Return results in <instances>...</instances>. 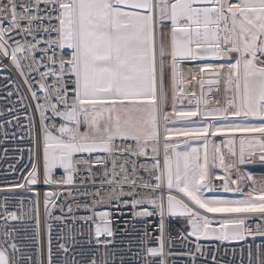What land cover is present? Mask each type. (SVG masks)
I'll use <instances>...</instances> for the list:
<instances>
[{
	"label": "snow or ice",
	"instance_id": "obj_1",
	"mask_svg": "<svg viewBox=\"0 0 264 264\" xmlns=\"http://www.w3.org/2000/svg\"><path fill=\"white\" fill-rule=\"evenodd\" d=\"M9 65L31 103L17 91L28 123L13 107L0 129L32 146L0 188V264H114L113 208L132 264H264V180L242 167L264 165V0H0ZM83 226L97 248L78 261Z\"/></svg>",
	"mask_w": 264,
	"mask_h": 264
},
{
	"label": "built area",
	"instance_id": "obj_2",
	"mask_svg": "<svg viewBox=\"0 0 264 264\" xmlns=\"http://www.w3.org/2000/svg\"><path fill=\"white\" fill-rule=\"evenodd\" d=\"M7 63V61H5ZM188 66L185 65L184 69L187 71ZM17 91H19L21 96H26L28 99L25 100L26 104L31 103L30 96L27 92V87L24 85L23 79L19 76L17 71L15 70L14 67L9 65L8 68L6 69H0V121H6V120H11V115L7 112V109L15 107L17 111L13 113L12 115H17L20 117L19 124L20 125H26L28 121H26L23 117L26 114L25 110L19 107V104L17 103L19 97L16 95ZM12 92L13 95L9 96L8 93ZM34 108V104L32 105ZM38 119V118H37ZM16 121L12 122V126H6V130L8 132V137L5 138L4 136V129H0V188H4L7 185H9L11 182L14 181H22L23 177L21 175V169H24L23 175H27V172L31 168V164L29 163V152L28 149L32 146L30 140L27 139L26 137V129L23 131L17 133V139L13 140L11 138V134L13 132H16ZM20 136H25V139L21 140L19 139ZM4 149H8L7 153L4 152ZM19 149H23L24 151L21 152ZM143 159V158H142ZM10 165H15L16 171L13 172L12 169L9 167ZM59 175V173H57ZM38 190L41 192L43 191V186L39 185L36 186ZM16 193L19 195H24L26 197H30L32 194L31 193H24L23 190L21 189H16ZM6 193L0 192V200L3 199V196ZM27 202V201H25ZM10 210H12L10 208ZM103 210V209H102ZM112 212V223L113 227L117 230V234L115 236V241L116 243L113 245H109V248L116 249V256L117 259L114 262V264H120L119 257L123 255L125 257V264H132L127 258L132 256V252H121L120 249H123L126 247L124 243H121V241H127L130 239L129 236L125 235L123 232L120 231L124 227V223L126 220L129 219L128 216H121L116 209H107ZM41 213H43V208L41 205ZM57 215L60 213L57 211ZM84 212H78L77 215H84ZM150 224L155 225L158 223V218H149ZM0 223H3V221H0ZM27 223L29 225L34 224V221H26V222H17V221H12L11 224L14 227H18L20 229L18 236L19 237H24L25 235L31 237L33 235V232L31 228L28 229L27 232L24 231V224ZM172 224L175 226V229H179L180 227L175 223V221H172ZM59 225H54L53 227V249L55 251V247L59 241L56 239V235L59 231ZM141 227V226H138ZM128 231H131L129 229ZM82 232L83 234H76L75 239L79 241L80 243L72 245V251L68 255H75V258L78 261H87L92 258V255L96 252L97 245L95 244V239L93 238L92 243H88L89 240V235H88V227L83 226L82 227ZM176 232L173 230V235H175ZM43 238V237H42ZM194 239V238H192ZM256 243L261 242V238L257 237L255 240ZM18 244H22L25 246L24 250L25 251H32L34 252V247L33 248H28L27 246L31 243L30 240H24V239H18L17 240ZM201 244L212 247L213 245L218 244L219 242H210V241H200ZM247 243H252V238L249 237L247 238ZM245 242H236L233 244H228L225 243L222 244L221 247V256L218 257V259H222L223 261H227L231 257V250L233 248H236L237 251L239 248L244 245ZM227 248L229 250L228 256H223V251L224 249ZM137 248L134 246L133 251H136ZM101 251L103 249L101 248ZM80 253V254H77ZM56 257H54L55 259ZM99 259V255L97 256ZM177 260L179 261L180 258L178 257H172L170 258V264L171 260ZM238 259V256H237ZM46 260V257H45ZM209 264L210 258H209Z\"/></svg>",
	"mask_w": 264,
	"mask_h": 264
},
{
	"label": "rangeland",
	"instance_id": "obj_3",
	"mask_svg": "<svg viewBox=\"0 0 264 264\" xmlns=\"http://www.w3.org/2000/svg\"><path fill=\"white\" fill-rule=\"evenodd\" d=\"M170 110V109H168ZM178 125L181 123V122H177ZM237 135H240V134H237ZM219 139H222V138H219ZM243 169L247 172V173H250L252 175V177L257 180L258 182L259 181H262L264 180V165H261L259 163H255V164H247V165H244L242 166ZM259 183L257 184V187H259ZM207 195H211V194H207ZM231 196V194H229ZM175 223L181 228V227H185V225L180 221V220H174ZM202 241H205V240H202ZM210 242H212L211 240H208ZM213 242H217V241H213ZM225 243H228V244H233V243H236V242H225Z\"/></svg>",
	"mask_w": 264,
	"mask_h": 264
},
{
	"label": "crops",
	"instance_id": "obj_4",
	"mask_svg": "<svg viewBox=\"0 0 264 264\" xmlns=\"http://www.w3.org/2000/svg\"><path fill=\"white\" fill-rule=\"evenodd\" d=\"M188 66V65H187Z\"/></svg>",
	"mask_w": 264,
	"mask_h": 264
}]
</instances>
